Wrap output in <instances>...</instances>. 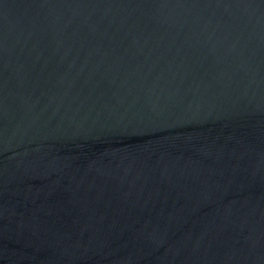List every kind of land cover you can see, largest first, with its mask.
<instances>
[{
	"label": "water",
	"instance_id": "1",
	"mask_svg": "<svg viewBox=\"0 0 264 264\" xmlns=\"http://www.w3.org/2000/svg\"><path fill=\"white\" fill-rule=\"evenodd\" d=\"M0 264H264V0H0Z\"/></svg>",
	"mask_w": 264,
	"mask_h": 264
}]
</instances>
